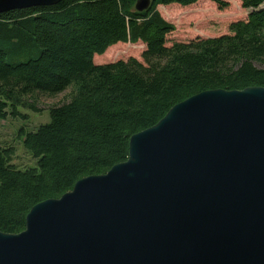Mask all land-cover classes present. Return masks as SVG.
<instances>
[{
  "label": "trees",
  "instance_id": "trees-1",
  "mask_svg": "<svg viewBox=\"0 0 264 264\" xmlns=\"http://www.w3.org/2000/svg\"><path fill=\"white\" fill-rule=\"evenodd\" d=\"M136 1L61 0L0 14V121L18 115L22 97L76 88L69 102L50 110L48 123L19 131L35 168L11 166L14 150L0 145V232L23 231L34 205L124 162L130 137L174 105L208 90L264 88V0H240L251 12L230 24L228 35L169 47L174 26L156 7L199 0H150L144 12L135 10ZM138 41L145 45L143 63L92 62L116 43Z\"/></svg>",
  "mask_w": 264,
  "mask_h": 264
},
{
  "label": "water",
  "instance_id": "water-1",
  "mask_svg": "<svg viewBox=\"0 0 264 264\" xmlns=\"http://www.w3.org/2000/svg\"><path fill=\"white\" fill-rule=\"evenodd\" d=\"M60 1L0 0V14ZM0 264H264V88L174 105L124 162L0 232Z\"/></svg>",
  "mask_w": 264,
  "mask_h": 264
},
{
  "label": "rangeland",
  "instance_id": "rangeland-1",
  "mask_svg": "<svg viewBox=\"0 0 264 264\" xmlns=\"http://www.w3.org/2000/svg\"><path fill=\"white\" fill-rule=\"evenodd\" d=\"M227 7L220 10L210 0H199L190 6L176 4L157 6L160 16L174 26V31L166 37V46L173 43H187L195 39L217 38L229 34L230 24L247 20L251 10L243 9L240 0H222ZM264 8V4L260 9ZM145 45L138 41L132 43H116L108 47L101 55H94L92 62L96 66L112 64L118 61L126 62L135 59L143 63L142 53ZM256 66L262 63H255ZM76 92L75 86L67 88L56 95L35 93L20 99V105L16 108V117L7 116L0 121V145L10 147L14 154L10 165L18 170H29L36 166L35 160L23 148L18 133L20 130L33 132L41 125L49 122V112L52 108L69 102ZM10 112V110L8 111Z\"/></svg>",
  "mask_w": 264,
  "mask_h": 264
},
{
  "label": "bare ground",
  "instance_id": "bare-ground-1",
  "mask_svg": "<svg viewBox=\"0 0 264 264\" xmlns=\"http://www.w3.org/2000/svg\"><path fill=\"white\" fill-rule=\"evenodd\" d=\"M28 214V213H27Z\"/></svg>",
  "mask_w": 264,
  "mask_h": 264
}]
</instances>
